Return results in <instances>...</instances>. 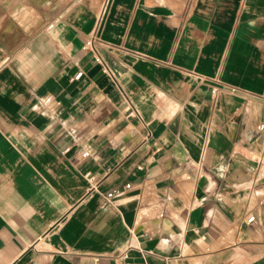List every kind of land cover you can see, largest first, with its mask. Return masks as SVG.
<instances>
[{
	"label": "crops",
	"instance_id": "crops-1",
	"mask_svg": "<svg viewBox=\"0 0 264 264\" xmlns=\"http://www.w3.org/2000/svg\"><path fill=\"white\" fill-rule=\"evenodd\" d=\"M150 263L264 264V0H0V264Z\"/></svg>",
	"mask_w": 264,
	"mask_h": 264
},
{
	"label": "built area",
	"instance_id": "built-area-1",
	"mask_svg": "<svg viewBox=\"0 0 264 264\" xmlns=\"http://www.w3.org/2000/svg\"><path fill=\"white\" fill-rule=\"evenodd\" d=\"M93 39H94V38H93ZM92 41H93V40H92ZM92 41H91V42H92ZM80 75H81V72H79L77 76H80ZM86 153H87V152H86ZM111 195H112V193H110V196H111ZM253 218H254V216H251V217L248 218V220H249V221H252ZM150 264H151V263H150Z\"/></svg>",
	"mask_w": 264,
	"mask_h": 264
}]
</instances>
